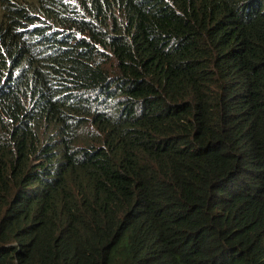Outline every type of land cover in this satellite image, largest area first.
Returning a JSON list of instances; mask_svg holds the SVG:
<instances>
[{
	"label": "trees",
	"instance_id": "trees-1",
	"mask_svg": "<svg viewBox=\"0 0 264 264\" xmlns=\"http://www.w3.org/2000/svg\"><path fill=\"white\" fill-rule=\"evenodd\" d=\"M0 264H264V0H0Z\"/></svg>",
	"mask_w": 264,
	"mask_h": 264
}]
</instances>
